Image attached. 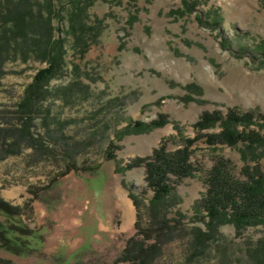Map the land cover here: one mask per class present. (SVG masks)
<instances>
[{
    "label": "rangeland",
    "instance_id": "rangeland-1",
    "mask_svg": "<svg viewBox=\"0 0 264 264\" xmlns=\"http://www.w3.org/2000/svg\"><path fill=\"white\" fill-rule=\"evenodd\" d=\"M31 2L34 16L41 8L52 16L65 63L24 110L26 89L47 61L20 37L7 45L0 38V196L20 208L30 228L44 229L46 253L39 259L0 251V257L56 264L55 255L87 244L75 264H139L123 251L131 237L146 236L158 243L148 264L264 259V223L237 230L223 222L210 237L197 238V228L208 231L199 206L208 171L224 158L232 175L245 180L247 165L264 170V146L244 158L245 143L210 145L202 136L191 157L199 170L155 214L145 167L118 170L162 141L170 150L180 147L184 137L196 136L204 111L264 115V0ZM16 6L17 0H0V36L12 27L4 15ZM77 8L79 37L71 27ZM160 114L168 117L163 127L126 131ZM111 143L118 146L114 159H108ZM97 166L100 172H93Z\"/></svg>",
    "mask_w": 264,
    "mask_h": 264
},
{
    "label": "trees",
    "instance_id": "trees-1",
    "mask_svg": "<svg viewBox=\"0 0 264 264\" xmlns=\"http://www.w3.org/2000/svg\"><path fill=\"white\" fill-rule=\"evenodd\" d=\"M45 4L51 6L52 0H45ZM32 5L31 0H17L15 9L4 15V21L10 23L12 27L8 26L9 28L3 31V36H0L6 45L17 37L24 39L28 44L35 46L38 58L47 61V66L38 70L33 82L26 89V96L20 103L24 110H29L35 100L43 97L46 86L56 73L63 69L65 63L63 41L54 38L52 16L42 8L39 14L34 16ZM80 13V8L75 9L71 20V27L77 36L79 24L77 20ZM258 117L260 120L262 118L263 122L257 121ZM167 123V115L160 114L150 123L135 121L126 128V131L140 133L163 127ZM218 126V131L204 132ZM194 128L197 131L196 136L184 137L180 147L170 150L166 142L162 141L151 155L137 156L124 168H118L127 170L145 167L147 186L154 193L150 200V210L154 214L168 200L177 184L187 177L195 176L199 170L191 157L194 145L202 136L210 145L222 143L235 147L240 142L245 143L246 148L241 150L244 158H247V153H256L264 146L263 114L240 113L235 109H231L225 115L219 110L204 111L194 124ZM109 147L108 159H114L113 147L118 146L111 143ZM99 168L100 166H97L93 172H100ZM243 171L246 179L236 178L230 172L228 160L224 158L218 159L208 171L207 191L199 204L206 212L208 231L197 228V238L210 237L211 231L217 230L223 222H232L237 230L249 224L264 223V170L256 163L253 166L247 165ZM131 197L135 205L138 204L137 197L134 195ZM20 211L18 206L12 205L0 196V251L20 258L38 256L40 259L46 253L45 231L43 228H30L22 219ZM163 216L165 218V214ZM88 249L89 246L86 244L77 253L65 256L62 252L61 255L54 256L55 263H79L83 253ZM157 249L158 243L150 241L149 237H131L123 251V257L133 259L139 264H148L154 260ZM0 261L4 264H16L12 259L4 257H0ZM256 264H264V259L258 258Z\"/></svg>",
    "mask_w": 264,
    "mask_h": 264
}]
</instances>
